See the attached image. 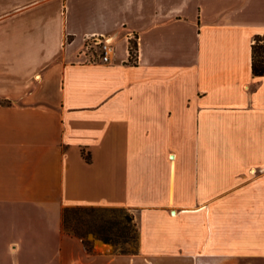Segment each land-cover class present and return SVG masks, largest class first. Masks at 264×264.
<instances>
[{
  "label": "crops",
  "instance_id": "1",
  "mask_svg": "<svg viewBox=\"0 0 264 264\" xmlns=\"http://www.w3.org/2000/svg\"><path fill=\"white\" fill-rule=\"evenodd\" d=\"M258 35L264 0H0V264H264ZM72 208L131 211L136 251Z\"/></svg>",
  "mask_w": 264,
  "mask_h": 264
},
{
  "label": "rangeland",
  "instance_id": "2",
  "mask_svg": "<svg viewBox=\"0 0 264 264\" xmlns=\"http://www.w3.org/2000/svg\"><path fill=\"white\" fill-rule=\"evenodd\" d=\"M64 230L91 246L100 239L117 252H135L139 231L134 214L121 208H72L67 212Z\"/></svg>",
  "mask_w": 264,
  "mask_h": 264
},
{
  "label": "built area",
  "instance_id": "3",
  "mask_svg": "<svg viewBox=\"0 0 264 264\" xmlns=\"http://www.w3.org/2000/svg\"><path fill=\"white\" fill-rule=\"evenodd\" d=\"M131 37L130 59L132 63L138 62L137 42ZM113 50L112 42L104 37H86L83 54L87 58V63L99 64L109 63L110 54Z\"/></svg>",
  "mask_w": 264,
  "mask_h": 264
},
{
  "label": "trees",
  "instance_id": "4",
  "mask_svg": "<svg viewBox=\"0 0 264 264\" xmlns=\"http://www.w3.org/2000/svg\"><path fill=\"white\" fill-rule=\"evenodd\" d=\"M252 71L254 76H264V35H258L252 46ZM68 211L69 209H66L64 212L63 227ZM83 241L85 240L83 239ZM84 243L88 247V243Z\"/></svg>",
  "mask_w": 264,
  "mask_h": 264
}]
</instances>
